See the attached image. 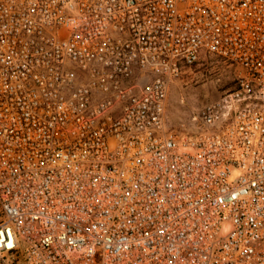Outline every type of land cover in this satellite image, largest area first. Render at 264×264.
<instances>
[{"label":"built area","instance_id":"obj_1","mask_svg":"<svg viewBox=\"0 0 264 264\" xmlns=\"http://www.w3.org/2000/svg\"><path fill=\"white\" fill-rule=\"evenodd\" d=\"M0 264H264V0H0Z\"/></svg>","mask_w":264,"mask_h":264},{"label":"rangeland","instance_id":"obj_2","mask_svg":"<svg viewBox=\"0 0 264 264\" xmlns=\"http://www.w3.org/2000/svg\"><path fill=\"white\" fill-rule=\"evenodd\" d=\"M235 76L234 66L211 55L185 68L168 92L169 127L190 124L194 114L235 87Z\"/></svg>","mask_w":264,"mask_h":264},{"label":"crops","instance_id":"obj_3","mask_svg":"<svg viewBox=\"0 0 264 264\" xmlns=\"http://www.w3.org/2000/svg\"><path fill=\"white\" fill-rule=\"evenodd\" d=\"M167 116H170V115H169V111H167Z\"/></svg>","mask_w":264,"mask_h":264}]
</instances>
